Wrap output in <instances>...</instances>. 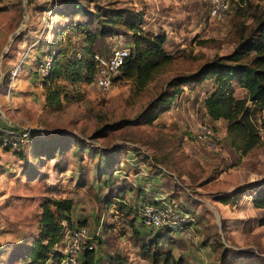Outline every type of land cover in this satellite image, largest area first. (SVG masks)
<instances>
[{
    "label": "rangeland",
    "instance_id": "rangeland-1",
    "mask_svg": "<svg viewBox=\"0 0 264 264\" xmlns=\"http://www.w3.org/2000/svg\"><path fill=\"white\" fill-rule=\"evenodd\" d=\"M58 1L0 0V128L62 131L80 140L60 153L54 149L53 158L41 163L29 154L31 142L23 144V157L0 147V264L10 256L9 245L37 234L45 197L72 200L69 223L61 222L64 232L84 225L97 264H264V225L257 224L264 208L250 201L251 184L264 178V111L253 116L260 144L244 155L229 146L225 122L204 113L207 82L183 86L151 124L134 121L171 77L230 52L256 17L264 16V0H229L220 19L209 16L207 0L86 1L100 15L115 9L140 12L143 29L164 34L163 49L172 60L138 92L125 79L106 90L92 82H61L69 101L49 111L42 108L36 57L42 58L52 41L47 29L68 22L53 12ZM45 29L47 43L41 44ZM127 38L121 32L105 36L93 48L108 55L113 47H127ZM243 95L236 91V97ZM198 123L211 127L216 150L196 140ZM236 188L243 194L225 204L215 200ZM154 195L173 200L190 219L166 232L157 247L148 243L154 229L142 227L138 216L141 204Z\"/></svg>",
    "mask_w": 264,
    "mask_h": 264
},
{
    "label": "trees",
    "instance_id": "trees-1",
    "mask_svg": "<svg viewBox=\"0 0 264 264\" xmlns=\"http://www.w3.org/2000/svg\"><path fill=\"white\" fill-rule=\"evenodd\" d=\"M86 1L88 0H59L55 4L53 12L61 13V16L68 18V22L62 26L53 23L51 28L47 29V32L52 34V41L47 44L45 51H41L43 57H36L38 67L46 57L51 58L46 74L40 77L43 109L58 111L64 102L69 101L65 85L61 82L93 83L97 68L95 55L101 54L94 50L93 45L99 38L119 32L128 37L129 54L125 57L119 74L112 80H130L136 92L143 89L155 73L172 60V56L163 49L164 34L143 29L140 12L115 9L110 15H100L91 10ZM248 1L237 0L238 3ZM47 32L46 29L43 31L41 44L43 41L44 44L47 43ZM203 82H207V90L202 98L204 113L211 121L225 122V136L229 146L242 155L258 146L259 128L253 122V116L264 111V16L256 17L253 27L247 34L240 36L230 52L213 56L192 72L171 77L166 83L167 89L147 104L144 112L134 120L135 124H151L159 114L168 110L173 100L182 93L183 86ZM237 90H243L244 95L236 97ZM117 125L118 123H114L109 126L113 128ZM2 136L5 134L0 131V139ZM50 142H54V145L47 146ZM27 143L31 147V158L41 163L43 158H53L54 149L60 153L73 146L72 143L80 145V140L67 132L50 134L40 129H32L28 133ZM67 143L69 146L65 145ZM2 149L9 151L7 146ZM22 150L20 148L13 152L23 157ZM104 170L106 167L100 168V172ZM23 173L27 172L24 170ZM251 185L254 191L250 199L252 206L257 209L264 208V178ZM234 194L238 196L243 193L236 188L231 194L217 196L215 200L225 204ZM155 199L156 195L146 204H156ZM39 206L41 211L38 216L37 234L26 237L23 243L9 245L12 251L6 264H58L61 251L56 247L60 245L64 234L61 222L65 220L69 223L68 217L73 203L70 198L45 197ZM130 222L133 225V221ZM257 224L264 225V216L257 220ZM149 229H154L148 239L152 247H157L166 232L176 230L170 226ZM134 232L138 231L134 229ZM5 245L8 246L7 243ZM3 247L4 245L0 244V249ZM142 248L143 252L149 254L146 246L142 245ZM156 255L157 253H152V258ZM97 260L96 251L87 247L80 254L77 264H97Z\"/></svg>",
    "mask_w": 264,
    "mask_h": 264
},
{
    "label": "built area",
    "instance_id": "built-area-1",
    "mask_svg": "<svg viewBox=\"0 0 264 264\" xmlns=\"http://www.w3.org/2000/svg\"><path fill=\"white\" fill-rule=\"evenodd\" d=\"M208 14L212 18L220 19L229 10V0H207ZM129 54V48L126 46L113 47L109 50L107 56L100 54L95 55L97 68L93 83L102 90L108 89L112 83V78L119 74L121 65L125 57ZM51 58L46 57L43 63L38 67L39 76H44L50 65ZM29 127H22L17 130H4L5 136L0 139V147L7 146L9 151H14L26 145V139ZM196 140L204 143L209 150L217 149V139L211 130V127L204 123H198L195 134ZM157 204H146L139 208L138 216L140 224L144 228H159L162 226H170L173 229L179 228L184 221H189L186 213H182L177 209V205L171 199L158 198ZM88 238L87 230L84 225H78L67 229L64 232L60 242L61 258L58 264H77L80 254L87 247L86 239Z\"/></svg>",
    "mask_w": 264,
    "mask_h": 264
},
{
    "label": "crops",
    "instance_id": "crops-1",
    "mask_svg": "<svg viewBox=\"0 0 264 264\" xmlns=\"http://www.w3.org/2000/svg\"><path fill=\"white\" fill-rule=\"evenodd\" d=\"M43 98V97H42ZM156 198H158V197H156ZM58 246H60V245H58Z\"/></svg>",
    "mask_w": 264,
    "mask_h": 264
}]
</instances>
